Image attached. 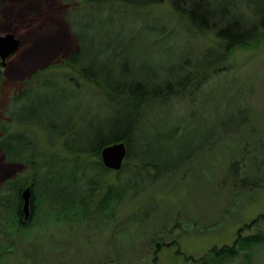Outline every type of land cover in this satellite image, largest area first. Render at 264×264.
<instances>
[{"label":"rangeland","instance_id":"1","mask_svg":"<svg viewBox=\"0 0 264 264\" xmlns=\"http://www.w3.org/2000/svg\"><path fill=\"white\" fill-rule=\"evenodd\" d=\"M231 1L239 2L235 8L242 11H264V0L214 4L224 7ZM26 8L25 17L0 19V33H12L21 41L5 68L0 66V122L5 121L10 132L34 139L36 149L24 157L28 162L33 153L36 164L42 158L67 161L68 169L60 172L38 170L37 188L53 203L65 205L75 196L90 199L91 192L81 188L84 182H67L66 191L61 186L81 177L79 166L98 161L73 154L66 144L76 150L82 145L78 141L88 136L86 124L92 118L111 116L102 109L103 90L78 74L91 58L121 53L122 68L136 81L151 78L155 71L162 74L166 65L192 68L206 52H224L215 36L219 23H208L214 29H194L174 13L169 0L144 8L118 1L33 0ZM247 15L259 31L257 19ZM116 43L114 49L106 48ZM229 52L218 66L202 73L208 78L205 84L183 87L170 82L172 95L156 106L161 111L157 116L153 102L141 108L140 113L155 122L148 128L137 125L129 144L132 156L117 172L86 173L88 178L98 176L102 184L89 212L76 206L60 211L38 198L26 227H14L11 214L0 218V264H264V40ZM72 53L76 57L70 60ZM96 68L93 63L88 70ZM46 78L74 87L79 95L71 101L83 108L59 110L43 124H15L11 115L18 113V93L27 86L35 90ZM84 109L93 112L79 123ZM238 116L244 121L235 127ZM175 123L179 129L174 138L162 139ZM192 140V155L180 166L173 162L176 169L168 170L166 163L155 176L150 169L146 175L137 172L143 161L173 159ZM22 171L0 161V184L8 173L15 177ZM55 180L57 188L51 186ZM102 200L101 211L95 213ZM255 236L261 241L239 251L240 240ZM227 249H233L234 256L219 254Z\"/></svg>","mask_w":264,"mask_h":264},{"label":"trees","instance_id":"2","mask_svg":"<svg viewBox=\"0 0 264 264\" xmlns=\"http://www.w3.org/2000/svg\"><path fill=\"white\" fill-rule=\"evenodd\" d=\"M32 1L33 0H0V19H4L3 17L7 19L25 17L26 7ZM114 1H118L123 5L135 8L149 7L161 4L162 2V0H103V2ZM169 1L174 13L184 17L194 29H214L211 28L212 24H210L209 27L208 23L213 21H215V23H219V27L215 31V36L224 45L223 54L213 56L211 52H206V54L202 56V60L197 63L196 67H181V69L178 68L179 70H176L169 67V65H166L167 67L162 69V74H157L155 71L153 72V76H151V78L143 77L136 81L125 72V68H122L120 64L121 53H118V55L112 54L109 59H100V55L97 53L95 57L91 58L92 60L90 61V64H86L85 68L88 66L87 69H80L78 72L80 77L103 90L102 96H104L103 100L105 102L102 109H108L111 114V116L104 117V119L92 118L91 121L86 124V129L89 130V134L84 141H78L79 143L82 142V145L76 150L70 148L69 145L65 143L67 145V150L73 152V154L83 153L88 156L98 158V161H96L93 166H77L78 169L80 168L82 169L81 171H83L81 177H72L70 180L65 181L64 185L61 186L62 190L66 191L69 190L70 185H74L77 180L80 183V186L81 183L84 182V185L83 187L81 186V188L88 191V193L91 192L89 200L77 198L75 196L64 205L53 203V201L47 198L45 199L40 193L41 190L37 188V176L40 174L38 170L42 168L47 171L60 172L68 169V165H66L67 161H46L42 158L41 161L36 164V161L33 160V153L31 155V160L28 162L25 159L27 158L26 156H28L32 149L35 150L37 147L35 146L36 143L34 139L26 133L23 134L17 131H11V133L10 127H8L6 122L2 120L0 122V161L2 164H6L8 166L12 165L15 168L20 169L23 168V171H25H22L23 173L21 172L16 174L15 177H12V173H8L2 178L4 182L0 184V218L4 217L5 214H11L13 217L14 227H26L30 224L31 219L29 218L24 220L22 212V193L26 188L30 189V204L28 208L30 210V214H32V210L34 211L33 208H35L36 201H39L38 198H40L41 201L46 203L48 206L55 207L60 211H66L76 206L81 208L84 213L87 211L89 212L90 208L94 205L97 192L102 184L98 176L88 178L86 173L89 171H99L102 174L105 171H111L102 165L99 152L104 147L115 144V142L123 143L125 145V152H127L126 160L132 156V153L129 150V144L131 142L130 140L135 138V134L138 132L137 129L139 128L137 125H139L140 128H148V125H151V122H155V120L150 122L149 119H146L147 115L145 116L142 114L144 112L140 113L141 108L146 103L153 102L155 104L154 107L156 109V113L153 117L157 116L161 112L160 109L157 108L160 106L157 105L167 98V96L172 95L173 89L170 88V82L173 81L175 82V85H182L183 87H189L190 84L194 87H196L197 84L203 85L207 82L208 78H204L202 73L208 71L209 69L211 70L213 67H216L223 62L226 56L230 53L229 51L235 47H247V45L251 43L258 44L264 40V11H262L263 13H253L249 11L248 7H244V11H242L238 7L235 8L239 2L233 3L232 1L229 5L226 4L224 7H216L214 0ZM212 6L215 8L213 9ZM247 14H250L257 19V28H259V31L254 28L256 26L250 25V19ZM106 17L114 16L106 15ZM26 19H31V17L26 16ZM117 44L118 43L109 44L106 48L112 50ZM70 55V60L75 59V54L72 53ZM93 63L97 65V71L92 73V71L88 70V68L93 67ZM40 73L41 71L36 72L35 74L38 76ZM181 74H183V76ZM55 75L56 74H53L52 77ZM52 77L50 79H52ZM189 78L191 81H188ZM58 81H61V84ZM44 83V85H37L35 90L32 89V87L28 88L27 86L20 93H18V113L16 115H11V118H14L13 120H15V124H43L49 120L51 116H55L56 113L60 112L59 110L64 111L67 107H72L74 110H81V108H83L82 105L78 104L79 102L71 101V99L77 98L79 94L74 87H70V85L64 80H56L53 84V81L46 78ZM155 83H158V86H156ZM92 112L93 111L91 109H88V111H85L84 109V111L81 112L82 114L79 115L81 118L78 122L81 123L86 116H91L90 114ZM138 117L140 118L137 121L136 119ZM243 121V117L238 116L237 123H234L235 127H240ZM93 122H97L99 125H93ZM178 127L179 124L177 125V123H175L174 127L168 129L170 133L161 138H174V136L178 133ZM137 141L139 142L140 140ZM200 141L201 140H199L198 143H200ZM194 143L195 141L192 140L187 148L184 147L181 148V150L179 149L173 159L166 158L168 161L165 159L162 161L157 160L158 162H156L153 158L152 161L141 162V166L138 168L137 172L142 170V172H140L146 175V172L144 171L146 169H150L151 171L154 170V173H151L155 176V173L160 174L162 172L161 168L164 167L166 163H168V170H174V168L176 169V167L178 165L180 166V163H182L185 159L188 157L190 158L192 155L191 151L193 149L190 146L194 145ZM137 148L138 154L143 155V153L139 151V145ZM151 153L152 152L148 154L150 155ZM173 162H175L177 166L173 167L171 165ZM21 165L23 167H21ZM37 167L39 169L36 171ZM70 168L74 171H80L76 169L74 165H71ZM159 170H161V172H159ZM151 179L152 176L150 175L148 180ZM67 182H69L70 185H67ZM51 186L57 188V186H59L58 181H53ZM9 198L13 200L10 201ZM102 202L104 203V200L99 202L101 205L99 203L98 206L95 205V213L101 211L103 206ZM260 217L264 218L263 215ZM260 239L261 236H255L254 238L251 237L240 240L241 242L238 244L239 251L246 250L247 247L261 241ZM225 252L232 253L233 256L235 254L233 249H227L226 251L223 250L221 252L219 251V254L221 255V253L223 254Z\"/></svg>","mask_w":264,"mask_h":264},{"label":"water","instance_id":"3","mask_svg":"<svg viewBox=\"0 0 264 264\" xmlns=\"http://www.w3.org/2000/svg\"><path fill=\"white\" fill-rule=\"evenodd\" d=\"M21 41L12 33H0V66L5 68L7 59L16 53L20 48ZM126 147L123 143H116L104 147L100 153L102 165L109 170L116 172L121 168L124 159L126 158ZM23 207L22 212L24 220L28 219L30 210V189L26 188L22 193Z\"/></svg>","mask_w":264,"mask_h":264}]
</instances>
